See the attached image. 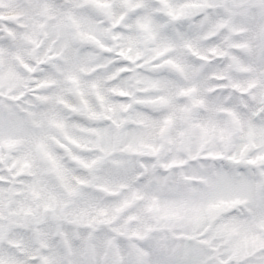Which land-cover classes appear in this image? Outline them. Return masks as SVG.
Wrapping results in <instances>:
<instances>
[{
    "label": "snow or ice",
    "instance_id": "snow-or-ice-1",
    "mask_svg": "<svg viewBox=\"0 0 264 264\" xmlns=\"http://www.w3.org/2000/svg\"><path fill=\"white\" fill-rule=\"evenodd\" d=\"M0 264H264V0H0Z\"/></svg>",
    "mask_w": 264,
    "mask_h": 264
}]
</instances>
